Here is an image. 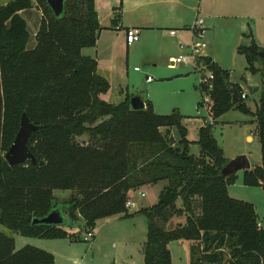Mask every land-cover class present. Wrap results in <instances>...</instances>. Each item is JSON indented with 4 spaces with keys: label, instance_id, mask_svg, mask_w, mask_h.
I'll use <instances>...</instances> for the list:
<instances>
[{
    "label": "trees",
    "instance_id": "16d2710c",
    "mask_svg": "<svg viewBox=\"0 0 264 264\" xmlns=\"http://www.w3.org/2000/svg\"><path fill=\"white\" fill-rule=\"evenodd\" d=\"M34 4L42 16L28 47L31 35L20 11ZM120 9L121 3L114 7L113 24ZM100 30L94 0H64L59 16L45 0L0 6V227L25 237L74 241L79 234L33 219L62 208L71 219L81 217L87 232L101 218L142 213L143 264H172L168 245L178 240L188 242V264H264V227L252 203L229 195L236 173L221 174L227 159L212 124L202 125L190 141L178 110L157 114L148 100L143 109H132L128 92L118 103L101 98L110 83L98 74L96 58L82 53L96 45ZM236 50L255 71L262 47L251 39ZM202 59L214 75L212 117L234 106L248 112L229 71ZM23 113L38 127L27 143L37 163L9 164L5 153ZM255 116L261 161L243 171V183L264 188V89ZM83 135L88 141L79 143ZM192 143L198 154L190 152ZM160 181L166 183L153 205L128 211L130 191ZM54 190H69L70 202H59ZM174 217L179 220L169 228ZM0 264H54V255L29 244L15 249L14 238L0 230Z\"/></svg>",
    "mask_w": 264,
    "mask_h": 264
},
{
    "label": "rangeland",
    "instance_id": "374dc122",
    "mask_svg": "<svg viewBox=\"0 0 264 264\" xmlns=\"http://www.w3.org/2000/svg\"><path fill=\"white\" fill-rule=\"evenodd\" d=\"M6 1L0 0V4ZM250 1L252 2L250 3L251 9L235 11L229 20L223 22V30L219 29L216 36L212 38L207 31L205 32L203 41L207 46L202 52V58L212 57L216 59L222 68L228 69L231 72L230 81H234L232 83H238L246 92L247 97L243 102L249 111L245 112L234 106L218 116L216 118L217 121L212 117V133L222 148L227 161L244 154L248 157L251 165H254L261 161L260 142L256 132L257 123L255 112L264 89V57L255 61L253 64L255 71H250L243 55L239 54L236 50V45L239 42L240 44L250 43L249 36L245 37L238 33L239 27L244 26L246 27L245 33L248 34L251 32L254 41L264 51V8L256 10L254 6L255 3H264V0ZM27 16L29 17L28 30L31 35L28 47H32L35 43V33L39 26L40 17L42 16L41 9L36 7L35 10L27 11ZM230 30L236 34L235 39L227 37L226 31ZM113 31V35H115L114 43L117 45L116 62L113 61L116 66L111 65L113 67V73H111L112 82L111 89L109 92L107 91L108 93L105 96L106 100H113L116 103L119 102L121 98H124L120 90L123 89L126 91V84L129 83L130 92H134L135 95H139L144 100L147 98L146 95L148 92L155 102L165 106V109H162L166 110V113H170L173 107L178 108L177 110L186 117L184 122L187 127V138L190 141L196 140L199 127L202 126L201 118L202 116H207L205 107L197 106L203 95L199 88L198 73L195 71L193 63H178L174 68L171 67L172 69L167 66L171 56L175 58L185 54L188 52V48L185 47L184 49L181 48L176 51L173 39L167 33L159 30L154 36L148 37V42L145 40L143 44H139L141 41H136L127 55V48L123 45H118L120 36L117 34L119 32L116 30ZM234 42H236V45ZM162 47L167 48V53H163L161 59L158 56H153L156 58L154 59L155 61H151L152 59L149 60L147 52L153 55L156 50ZM86 51L83 52L84 55H86ZM100 56V64L101 66H105L107 64V56L104 52ZM154 63L156 64L155 66ZM202 63V61L199 62L200 67ZM135 67L139 70L136 71L134 69ZM100 70L102 71L101 68ZM147 76L151 77L152 83L147 82ZM250 88H256L257 91L251 93ZM247 134L252 136L251 141L247 139ZM76 139L79 143H86L88 136L83 135ZM199 149V146L195 143L190 145V152L193 154H198ZM236 175L237 177L234 183L228 186L229 195L252 203L258 217V222L260 226L264 227V188L245 185L243 183V170L237 171ZM152 193L145 195L143 198L139 196V200L137 201L135 196L140 195V192L134 191L129 194V201L136 203L141 201L142 205L148 207L152 202ZM54 196L62 203L66 198L69 197L68 200L72 198L71 192L67 193L66 190H56L54 191ZM127 209L131 211L132 207ZM63 217L64 223L60 226L70 233L79 234L78 240L70 241L61 238L25 237L13 233L4 226H1L0 230L4 234L14 238L15 249L29 244L52 253L54 252L56 264H106L110 258H113L112 252L116 248H119V240L109 237L106 227L102 228V238L96 247L92 246L93 239L83 240L85 229L83 226H80L79 221L71 219L69 213L65 210ZM178 220L179 218L176 217L171 219L168 227L171 228ZM102 221L106 220L100 219L96 225L100 227V224L103 223ZM116 230L126 236V238L124 236L125 240H130L132 243L133 241L143 242L147 235V218L142 213L133 214L121 220ZM113 242H115V247H113ZM176 242L178 241L171 242L173 246L170 248L174 264H188V242L186 241L185 246H177L175 244ZM124 254L126 255L127 252L125 251ZM132 256L133 258L136 257L135 251H133ZM112 262L113 260L109 264Z\"/></svg>",
    "mask_w": 264,
    "mask_h": 264
},
{
    "label": "crops",
    "instance_id": "0c3cea01",
    "mask_svg": "<svg viewBox=\"0 0 264 264\" xmlns=\"http://www.w3.org/2000/svg\"><path fill=\"white\" fill-rule=\"evenodd\" d=\"M8 1L10 0H7L3 4H6ZM94 1H95V8L98 13V20L101 26V30L99 31L96 45L94 47L84 48L82 50V53L85 50H87L86 55L96 58L97 72L98 74L105 77L109 81L110 83L109 90L111 89V82H112L111 73H113L112 72L113 67L111 65L116 66L114 62H116V54H117V45L114 43L115 35H113L114 34L113 30H116L119 32L117 34L120 36L118 45H123L124 47L127 48V55H128V51L131 50L134 43L129 44V45L126 43L125 30L131 27L139 30L140 38L138 41L139 42L141 41V43L139 44H143L145 40L148 42V37L152 35L154 36V34L160 30L162 32L167 33L168 36L171 39H173L175 49L176 51H178L181 48L184 49L186 46H188L190 43H192L195 40V37L193 36L191 31H189L188 27L193 23L196 17H202L204 19L206 31L213 38V36L217 35V31L219 29L223 30V27H222L223 22H226L227 20H229V18L233 16L235 11L249 10L251 9L250 3H252L250 0H94ZM120 3H121L120 18L117 19L116 24H113L112 20L116 13V11L114 10V7H117ZM3 4H0V6ZM254 6L256 10H261L264 8V3H255ZM35 9H36V6L34 4L32 8L20 11V15L27 22V27H29V17L27 16V11L35 10ZM245 29L246 27L244 26L239 27L238 33L242 34L245 37L249 36L250 42H251V39H254V38L252 37L251 32L246 34ZM171 30H175L176 33L174 35L170 34ZM230 31H226L227 37H230V38L232 37L233 39H235L236 34L232 30ZM234 44L236 45V42H234ZM249 44H242V45H249ZM182 45L183 47H181ZM239 45H241L240 42L236 45V48ZM102 52H104V54L107 56V64L105 66L103 65L101 66L100 64V61H101L100 55ZM261 52L264 53L263 50ZM163 53L164 54L167 53V48L162 47L159 50H156L153 55L150 52H147V55L149 56V60L152 59L151 61H155L154 59L156 58H154L153 56H156V57L158 56L161 59ZM262 57H264V54L262 55ZM171 58H173V56H171L169 59ZM208 58L218 64V61L216 59H213L212 57H208ZM155 65L156 64L154 63V66ZM110 66H111V69H110ZM167 66L170 69H172L169 64H167ZM100 68L102 69L103 72L100 70ZM229 73L231 77V72L229 71ZM147 78H150V80L146 79L147 82L152 83L151 77L147 76ZM242 90L244 91L243 88ZM108 92L101 94L100 95L101 98L106 100L105 96ZM126 92H128L129 94L131 93L133 96L135 95L134 92H130L129 83L126 84V91H124L123 89L120 90V93L123 95V97H125ZM146 97L147 98L145 100L142 98L141 99L143 101H146V100L150 101L155 113L162 114V115L169 114V113H166V110H164L165 106L160 105L157 102H155V100H153V98L150 96L148 92H147ZM123 99L124 98H121L120 101H122ZM106 101L111 102V103H116L113 100L107 99ZM171 109L177 110L178 108L173 107ZM172 110L170 111V113L172 112ZM201 119H202V125H204L207 123L206 121L208 120V117L202 116ZM246 137L249 141L252 140V136L250 134H247ZM259 164L260 162L259 163L257 162L254 165H251L250 163V169H252L254 166L259 165ZM164 184H165V181L158 182L156 184H148V185L142 186L141 188L135 191L136 192L138 191L140 193L143 192L144 196L150 195L151 192H153L152 193L153 197L151 200L152 202L149 204V206H151L157 201L158 194L163 188ZM54 191H53V194H54ZM66 191L67 193L70 192L69 190H66ZM133 192L134 191H130L128 193V196L130 193H133ZM139 196L142 198L144 197V196H141V194L135 196L137 201L139 200ZM68 199L69 197L66 198V200H64L63 202H70V200ZM134 203H135L134 207H132V210L129 211L131 213L138 211L141 207H146L145 205H142L141 201L139 203H136V202ZM101 219H104L106 221H102L103 223L100 224V227L96 225V228H94V238H93L92 246H96V247L98 246L100 239L102 238V228L104 227L107 228V234L109 235V237L119 240V248H116V250L112 252L113 258H110V260L106 262V264H109L111 260H113L114 263L143 264L144 257L142 253V248H143V244L146 239L143 242L133 241V243L130 240H125L126 236L122 235L120 231L116 230L118 228V223L121 220H124L125 218H119V216L114 215V216L105 217ZM77 221H79L80 226L84 225V221L81 217H79ZM98 221H100V219ZM61 239H67V238H61ZM114 243L115 242H113V247H115ZM175 244H177V246H180V245L185 246L186 241L178 240V242H176ZM172 246H173L172 243L169 244L168 245L169 249ZM125 251L127 252L126 255L124 254ZM133 251H135V256H136L135 258H133L132 256ZM171 259H172V264H174L172 252H171ZM54 264H56L55 255H54Z\"/></svg>",
    "mask_w": 264,
    "mask_h": 264
},
{
    "label": "water",
    "instance_id": "95a60500",
    "mask_svg": "<svg viewBox=\"0 0 264 264\" xmlns=\"http://www.w3.org/2000/svg\"><path fill=\"white\" fill-rule=\"evenodd\" d=\"M47 5L52 10L55 16H59L64 9V0H45ZM264 53L260 52L262 56ZM263 83H264V73H263ZM251 93L257 91L256 88L249 89ZM238 101L236 96H233V104H236ZM130 105L132 109L138 110L145 107L144 101L139 95H134L130 98ZM37 126L32 124L26 113H23L20 121V128L14 138L13 143L5 153V159L9 164L24 163L29 160L32 163H37L36 158L30 152L28 148V139L32 132L37 130ZM40 164H43L41 161ZM250 161L248 157L244 154L238 155L235 158L226 162V164L221 169V174L227 176L232 173H236L240 170H249ZM33 223H43L48 225H57L60 226L64 223L63 210L62 208H54L50 213L42 218H34Z\"/></svg>",
    "mask_w": 264,
    "mask_h": 264
},
{
    "label": "built area",
    "instance_id": "2783aa9c",
    "mask_svg": "<svg viewBox=\"0 0 264 264\" xmlns=\"http://www.w3.org/2000/svg\"><path fill=\"white\" fill-rule=\"evenodd\" d=\"M189 31H191V33L193 34V36L195 37V40L190 43L188 46H186L188 48V52L182 55H179L177 57H173L170 59L169 65L171 67H174L176 64L178 63H183V64H190L193 63L195 71H197L198 76H199V88L202 95V99L198 102L197 106L198 107H205L206 111H207V117L208 120L206 121L209 124H213L212 121V116L209 113V107L211 104V97H210V91L213 88V72L211 69L208 68V66L204 63L203 59H202V52L204 51V49L206 48L207 44L203 41V38L205 36V32H206V28H205V24H204V19L201 17H196L193 21V23L188 27ZM176 33L175 30H171L170 34L174 35ZM139 30L136 28H127L125 30V39H126V43L129 44H133L136 41L139 40L140 35H139ZM183 47V45L181 46ZM203 62L202 66H199V62ZM135 70H138L137 67L134 68ZM148 80H150V78H147ZM242 98H246V92L245 90L242 91L241 94ZM206 123V124H207ZM205 125V124H204ZM141 196H144V193H140ZM135 203L132 201H128L126 202V207H134ZM94 238V229L88 230L87 232H85L84 236H83V240L87 241L90 239Z\"/></svg>",
    "mask_w": 264,
    "mask_h": 264
}]
</instances>
